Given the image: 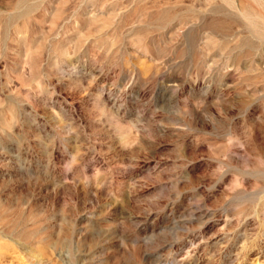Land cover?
<instances>
[{"label":"rangeland","instance_id":"1","mask_svg":"<svg viewBox=\"0 0 264 264\" xmlns=\"http://www.w3.org/2000/svg\"><path fill=\"white\" fill-rule=\"evenodd\" d=\"M224 1L0 0V264H264V0Z\"/></svg>","mask_w":264,"mask_h":264},{"label":"bare ground","instance_id":"2","mask_svg":"<svg viewBox=\"0 0 264 264\" xmlns=\"http://www.w3.org/2000/svg\"><path fill=\"white\" fill-rule=\"evenodd\" d=\"M223 1H224V0H223ZM227 1H228V0H227ZM236 1H240V0H235V2H236ZM242 1H244V0H242ZM247 1H248V0H245V2H247ZM255 1H256V0H254L253 3H255ZM224 2H225V1H224ZM229 2H230V1H228V3H229ZM233 2H234V1H233ZM235 2H234V3H235ZM250 2H251V1L249 0V3H250ZM260 2H261V1H260ZM260 2H259V3H260ZM226 3H227V2H226ZM234 3H233V5L237 4V3H235V4H234ZM240 3H241V2H240ZM240 3H239V5H240ZM242 3H244V2H242ZM242 3H241V4H242ZM247 3H248V2H247ZM247 3H246V4H247ZM249 3H248V5H249ZM257 3H258V2H257ZM259 3H258V5L262 4V3H260V4H259ZM246 4H245V6H246ZM250 4H251V3H250ZM255 4H256V3H255ZM228 5H229V4H228ZM237 5H238V4H237ZM242 5H243V4H242ZM248 5H247V6H248ZM235 6H236V5H235ZM235 6H234V8H235ZM250 6H251V5H250ZM254 6H255V5H254ZM254 6H253V7H254ZM239 7H240V6H239ZM258 7H259V6H258ZM262 7H263V9H264V5H263V4H262ZM242 8H243V7H242ZM259 8H261V5H260ZM238 9L240 10L241 8H237V10H238ZM244 9H247V8H244ZM257 9H258V8H257ZM263 9H261V10H263ZM235 10H236V9H235ZM237 10H236V11H237ZM239 10H238V11H239ZM241 10H242V9H241ZM247 10H248V9H247ZM247 10H246V11H247ZM261 10H260V11H261ZM242 11H243V10H242ZM249 11H250V10H248V12H249ZM258 11H259V10H258ZM258 11H257V12H258ZM260 11H259V12H260ZM262 12H263V11H262ZM238 13H240V11H239ZM245 13H246V12H245ZM249 13L251 14V11H250ZM249 13H248V14H249ZM242 14H244V13H242ZM246 14H247V13H246ZM246 14H244V15H246ZM250 14H249V15H250ZM253 14H254V13H253ZM262 14H263V13H262ZM244 15H243V16H244ZM249 15H248V17H247V16H244V17H245V18H246V17L249 18ZM254 15H255V14H254ZM254 15H253V16H254ZM263 15H264V14H263ZM250 16H251V15H250ZM255 16H256V15H255ZM251 17H252V16H251ZM247 18H246V19H247ZM252 18H253V17H252ZM252 18H250L251 21L254 19V18H253V19H252ZM256 18H257V16H256ZM261 18H262V16H261ZM263 18H264V17H263ZM263 18H262V20H264ZM250 19H248V20H250ZM255 20H256V19H255ZM257 20H259V18H257ZM253 21H254V20H253ZM260 27H261V26H260ZM257 33H258V32H257ZM262 41H263V40H262ZM262 45H263V44H262Z\"/></svg>","mask_w":264,"mask_h":264}]
</instances>
